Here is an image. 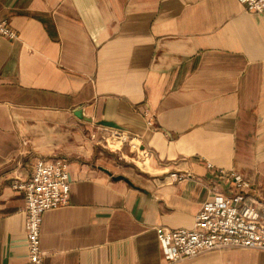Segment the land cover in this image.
I'll return each instance as SVG.
<instances>
[{"label": "crops", "instance_id": "crops-1", "mask_svg": "<svg viewBox=\"0 0 264 264\" xmlns=\"http://www.w3.org/2000/svg\"><path fill=\"white\" fill-rule=\"evenodd\" d=\"M1 19L17 36L0 37V264H32L13 181L59 157L69 200L41 214V264H264V249L242 247L170 262L156 230L192 228L205 201L236 190L220 169L264 209L261 13L238 0H0ZM110 127L140 151L106 147Z\"/></svg>", "mask_w": 264, "mask_h": 264}, {"label": "built area", "instance_id": "built-area-1", "mask_svg": "<svg viewBox=\"0 0 264 264\" xmlns=\"http://www.w3.org/2000/svg\"><path fill=\"white\" fill-rule=\"evenodd\" d=\"M248 9L264 16V0H238ZM17 33L6 19L0 20V37L14 38ZM106 147L114 150L127 145L133 152L141 148L140 138L117 127H110L103 137ZM111 144L114 148L111 147ZM174 179L182 176L172 173ZM219 178L232 181L236 190L217 193L205 201L197 212L192 228L158 226L157 238L165 258L176 262L204 250L242 247L264 249V209L250 199L249 183L239 174L219 170ZM13 187L25 193L26 229L29 259L41 264L44 250L40 246L41 214L65 205L69 200L68 162L63 158H37L29 178H17Z\"/></svg>", "mask_w": 264, "mask_h": 264}, {"label": "rangeland", "instance_id": "rangeland-1", "mask_svg": "<svg viewBox=\"0 0 264 264\" xmlns=\"http://www.w3.org/2000/svg\"><path fill=\"white\" fill-rule=\"evenodd\" d=\"M112 148H114V147H112ZM129 156L131 157V156H133V155H129ZM128 161H130V163H132V164H133V162H131V160H130V159H128Z\"/></svg>", "mask_w": 264, "mask_h": 264}, {"label": "bare ground", "instance_id": "bare-ground-1", "mask_svg": "<svg viewBox=\"0 0 264 264\" xmlns=\"http://www.w3.org/2000/svg\"><path fill=\"white\" fill-rule=\"evenodd\" d=\"M111 147H114V146L111 144Z\"/></svg>", "mask_w": 264, "mask_h": 264}]
</instances>
